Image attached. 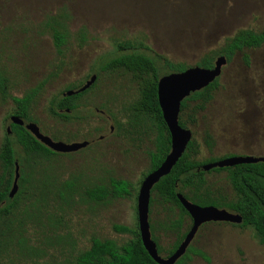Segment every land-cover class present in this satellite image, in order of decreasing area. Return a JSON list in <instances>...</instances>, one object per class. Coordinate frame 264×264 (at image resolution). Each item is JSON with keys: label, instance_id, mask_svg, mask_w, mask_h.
Masks as SVG:
<instances>
[{"label": "rangeland", "instance_id": "rangeland-1", "mask_svg": "<svg viewBox=\"0 0 264 264\" xmlns=\"http://www.w3.org/2000/svg\"><path fill=\"white\" fill-rule=\"evenodd\" d=\"M52 15H62L68 31L60 53L44 26ZM263 27L264 0H0V69L7 78L6 95L0 94V144L14 107L8 95L21 96L40 85L29 107L39 130L53 140L89 141L75 151L58 153L44 166L60 180L77 177L82 188L106 183L109 177L125 179L132 187L127 196L99 202L75 196L74 203L62 210L51 207L50 218L44 213L40 221L25 220L23 234L43 252L9 253L0 264H72V255L86 248L91 237L118 243L130 238V233L115 232L112 225L134 229L137 224L136 194L150 168L153 136L116 126L123 104L136 97L137 84L121 67L100 68L104 59L120 52L114 40L142 41L190 66L218 49L235 30ZM81 30L83 43L78 40ZM243 53L249 56L248 64ZM91 74L94 85L76 100L69 119L49 113L53 97L67 86H80ZM218 80L203 110L192 113L190 104L181 113L198 146L194 158L264 156V44L235 53ZM205 132L211 136V148L204 142ZM204 177L215 197H235L225 171H206ZM151 197V233L166 256L191 219L184 215L178 230L164 227L162 222L178 218L179 210L153 192ZM188 246L191 264H264V244L249 226L209 221L199 226Z\"/></svg>", "mask_w": 264, "mask_h": 264}, {"label": "trees", "instance_id": "trees-1", "mask_svg": "<svg viewBox=\"0 0 264 264\" xmlns=\"http://www.w3.org/2000/svg\"><path fill=\"white\" fill-rule=\"evenodd\" d=\"M62 19H64L62 15H52L44 22L58 53L61 52L68 36ZM85 39V33L82 30L79 31V42L83 43ZM114 44L120 52L107 60L104 59L100 68L109 70L121 67L131 73L137 84L136 97L123 104L120 110L122 119H115V123L118 128L124 127V130L129 133L153 136V149L148 151L150 156L148 173L163 161L170 149V135L157 100V80L161 75L182 71L189 65L173 61L163 54L153 51L149 45L142 41L114 40ZM263 44L264 27L260 30L239 28L233 34L225 37L223 44L218 49L204 53L194 65L205 68L212 67L214 59L218 55H223L227 63L235 53L243 52L247 48H258ZM243 60L246 64L249 63L248 54L243 53ZM218 78L207 86L191 92L181 101L178 115V122L181 126H186V122L181 119V113L189 108L190 104L192 113L205 108L213 97V91L219 85ZM6 85L7 78L0 69L1 95H6ZM93 85L68 96L62 94L59 98L53 97L48 107L49 113L53 116H62L63 114L59 113L57 108L76 109L78 105L76 100ZM39 88L40 85H36L21 96L8 95L14 104L10 116H18L25 121L32 120L29 107ZM75 88L76 86L70 85L66 90ZM70 116L72 115H67V117ZM191 121H194L193 116ZM8 124L10 132L5 130L0 144V260L9 253L34 256L43 252L42 249L30 244L28 237L23 234L25 220L40 221L44 213L48 214L47 217L50 218L51 207L62 210L63 205L69 206L74 203L75 196L99 202L107 198L127 196L131 193V184L125 179L109 177L106 183L92 184L83 186V188L80 187L81 183L75 176L60 180L49 167L44 166L45 162L50 161L60 152L42 144L24 126L16 124L12 120ZM204 142L207 147L211 148L212 139L208 132L204 134ZM197 148L195 140L191 138L170 171L151 188V194L153 192L162 199V202L172 203L179 210L178 218L162 222L164 227L178 230L183 223V216L188 215L176 197V192H181L187 199L197 204H211L239 213L242 216V222L238 225L251 227L256 240L264 244V161L239 163L207 170L225 171L235 193L233 199H226L224 196L215 197L207 186L204 177L206 171L200 167L204 163L219 158L209 157L197 160L194 158ZM18 149L21 150V153ZM229 155L232 154L226 156ZM15 161L19 166L18 189L12 197H9L8 192L14 177ZM153 201L154 198L150 196L149 212ZM112 229L119 233H130L131 236L122 243H118L112 238L91 237L89 245L73 254L70 263L158 264L143 247L137 224L134 229L124 224H113ZM152 229L153 226L150 224V230L152 231ZM185 232L178 235L166 256L173 252ZM152 238L156 242L158 253H161L162 249L156 238L154 236ZM189 250L191 248L188 246L173 264H191ZM197 253L202 254L199 251Z\"/></svg>", "mask_w": 264, "mask_h": 264}, {"label": "water", "instance_id": "water-1", "mask_svg": "<svg viewBox=\"0 0 264 264\" xmlns=\"http://www.w3.org/2000/svg\"><path fill=\"white\" fill-rule=\"evenodd\" d=\"M225 64L226 58L223 55H218L214 59L212 67L205 68L198 65H190L182 71L161 75L157 80V100L162 118L170 135V149L163 161L142 178L136 194V217L141 243L149 256L158 264H173L186 251L201 224L209 221H224L236 224L242 222V216L239 213L211 204L200 205L187 199L181 192H176V197L188 213L191 224L173 252L167 256H162L158 253L156 242L152 238L148 219L151 188L163 175L170 171L192 138L190 128L181 126L178 122L180 103L191 92L207 86L219 77ZM94 79L95 74H91L81 86L74 90L68 89L63 92V95L68 96L85 90L92 84ZM11 120L24 126L42 144L57 152L75 151L87 144L86 140L73 142L53 140L48 135L43 134L35 122L25 121L18 116H13ZM6 130L8 131L9 128L7 127ZM258 161H264V156L229 155L204 163L200 168L207 171L215 167H226L239 163H255ZM18 178L19 166L17 161H15L14 177L8 192L9 197H12L18 189Z\"/></svg>", "mask_w": 264, "mask_h": 264}, {"label": "flooded vegetation", "instance_id": "flooded-vegetation-1", "mask_svg": "<svg viewBox=\"0 0 264 264\" xmlns=\"http://www.w3.org/2000/svg\"><path fill=\"white\" fill-rule=\"evenodd\" d=\"M82 85V84H81ZM80 85V86H81ZM79 87V86H78ZM78 87H76L75 89H77ZM74 90V89H73ZM63 94V93H62ZM61 96V95H60ZM60 96H58V97H56V98H59ZM57 111L59 112V113H62L63 115H64V117H63V115L62 116H56V117H58V118H60V119H69V117H67V115H69L70 114V112L69 111H71L68 107H64L63 109H61V108H57ZM101 113H103V111L102 110H99ZM14 115H12L11 117H10V120L12 119V117H13ZM26 121H32V122H34L33 120H26ZM9 128L10 126H9V124H7V126H6V128ZM111 128H112V126H111ZM10 132V130H8V133ZM88 141V140H87ZM89 142V141H88ZM89 144V143H88ZM87 144V145H88ZM86 145V146H87Z\"/></svg>", "mask_w": 264, "mask_h": 264}]
</instances>
